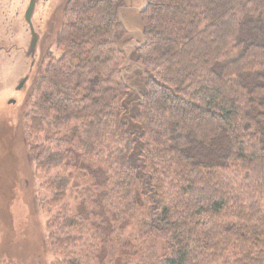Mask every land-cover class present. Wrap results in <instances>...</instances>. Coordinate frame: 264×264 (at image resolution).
Instances as JSON below:
<instances>
[{
    "label": "trees",
    "instance_id": "obj_1",
    "mask_svg": "<svg viewBox=\"0 0 264 264\" xmlns=\"http://www.w3.org/2000/svg\"><path fill=\"white\" fill-rule=\"evenodd\" d=\"M122 3L67 0L23 116L51 264H264V0H149L129 118Z\"/></svg>",
    "mask_w": 264,
    "mask_h": 264
},
{
    "label": "rangeland",
    "instance_id": "obj_2",
    "mask_svg": "<svg viewBox=\"0 0 264 264\" xmlns=\"http://www.w3.org/2000/svg\"><path fill=\"white\" fill-rule=\"evenodd\" d=\"M56 1L59 9L54 27L59 31L67 0ZM19 29L21 25L17 26ZM55 40L54 33L53 39L48 40L53 54L58 53ZM9 43L11 46L23 45L20 30L11 34ZM12 57H16L19 63L24 58L20 55ZM47 57L46 54L29 57L32 66L26 89L20 92L16 104H6L7 109L14 108L0 110V264H51L54 259L47 243V222L60 204L46 205L45 199L50 193L40 186L41 179L36 177L23 130V116L30 108L31 94ZM23 63H20L22 67L28 59ZM15 76L12 74L10 77L11 86ZM133 125L138 126L134 121ZM75 196L76 192H72L67 201L78 203ZM137 223L136 219L132 220L125 232L138 234ZM85 234L88 235L87 232Z\"/></svg>",
    "mask_w": 264,
    "mask_h": 264
},
{
    "label": "flooded vegetation",
    "instance_id": "obj_3",
    "mask_svg": "<svg viewBox=\"0 0 264 264\" xmlns=\"http://www.w3.org/2000/svg\"><path fill=\"white\" fill-rule=\"evenodd\" d=\"M58 4L56 0H0V110L10 111L14 108L7 109L6 104H16L20 92L24 91L28 85L32 65L27 55L51 53L48 40L53 39L54 33L56 36L58 33L54 27ZM18 25H21L19 30L24 43L11 46L10 36L19 31ZM33 36L37 38V45L31 51L30 44ZM17 55L24 57L21 59V64L27 59L28 63L22 67L15 59L16 57H12ZM12 74L17 75L13 86L10 85Z\"/></svg>",
    "mask_w": 264,
    "mask_h": 264
},
{
    "label": "water",
    "instance_id": "obj_4",
    "mask_svg": "<svg viewBox=\"0 0 264 264\" xmlns=\"http://www.w3.org/2000/svg\"><path fill=\"white\" fill-rule=\"evenodd\" d=\"M148 4L149 0H123V3L117 8L118 21L125 30V34L118 41V48L125 53V62L120 70L122 79L129 87L125 99L129 102V107L124 117L135 114V111L139 109V104L143 102V95L148 90L146 78L151 73L137 59L138 50L146 43L143 12ZM36 45L37 38L33 36L30 50L33 51ZM27 56L34 57V54Z\"/></svg>",
    "mask_w": 264,
    "mask_h": 264
}]
</instances>
